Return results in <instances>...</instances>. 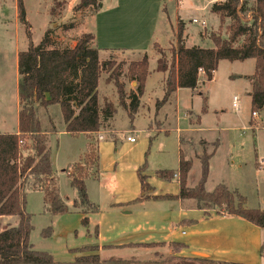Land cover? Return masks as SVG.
<instances>
[{
    "label": "rangeland",
    "instance_id": "rangeland-1",
    "mask_svg": "<svg viewBox=\"0 0 264 264\" xmlns=\"http://www.w3.org/2000/svg\"><path fill=\"white\" fill-rule=\"evenodd\" d=\"M22 1L32 43L37 45L44 33L51 29V38L56 48H73L82 34L92 33L96 47L101 48L99 60L111 61V67L115 70L114 76L109 77V74L102 73L97 93L100 108H103L105 104L112 107V118L107 122L103 121L99 130L104 140L99 142V132L94 134L92 139L97 149L98 170L101 178L111 176L112 161L118 162V169L138 160L146 161L144 175L154 189L153 194L156 196L177 194V182L162 181L158 178L157 171L159 169L172 171L177 168L176 128L194 129L195 132L192 134L185 133V138L190 137L189 140L192 141L204 138L221 144L215 160L210 164L206 190L211 192L218 182L229 181L231 186L229 190L234 192L237 190L236 193L244 198L246 208H263L264 130L256 131V133L251 130L244 133L225 132V128L240 129L243 126L250 127V124L255 128L264 129V126L251 117L248 77L254 73L252 59L243 62L220 61L211 81L204 79L203 74L199 75L200 84L196 90L181 89L173 93L163 105L156 107V103L164 97L165 76L156 72L160 56L155 55L153 44H158L166 50L172 42L173 44L176 42L177 27L183 24V36L187 38L185 39L186 47L195 45L201 48H213L211 41L213 36L226 38L228 35L230 20L226 19L220 23L218 17L210 12L215 2L220 3L223 0H102L101 9L97 13L99 20L97 16L94 17L93 8L74 11V7L81 0H63L65 4L63 10L60 13L56 11L55 16L49 14L52 0ZM254 7L255 0H239V18L243 23H251ZM17 15V0H0V73L8 69L10 78L14 70L16 53L25 51L28 46L27 26L20 24ZM121 20L126 21L125 25L129 32L135 36L133 39L127 40L119 34L117 26ZM193 20H197L198 23H193ZM201 22H204V26H201ZM111 24L117 25L116 34L113 32L114 28L109 27ZM70 25L72 28H69ZM104 48H119L127 55L119 52L105 54ZM144 54L148 58V76L139 108L131 123L128 112L120 105L115 81L122 85L126 97L125 103L128 105L127 96L135 93L137 88L136 82L128 73L129 65L139 63ZM163 56L169 60L171 55L166 50ZM234 98L237 99L239 111L233 107ZM36 113L42 122L41 125L45 127V130L43 127L42 130L48 133V148L52 152L59 195L67 202L76 194L70 187L65 169L82 160L88 140L83 135L70 136L63 133L64 123L58 105L48 108L36 107ZM187 115L194 119L199 117V122L190 123L186 118ZM193 118L190 119L192 122ZM250 119L252 121L248 124ZM260 119H264V110L260 112ZM51 128L56 129L57 133L51 136L49 141V136L52 134ZM159 128L168 131L169 135L162 133L155 139ZM238 134L244 135L243 140L236 138ZM128 136H133L135 142H128L126 139ZM233 144L236 145L235 150L232 151ZM251 144L255 154H258L257 157L249 154ZM22 146L24 153H28L30 142L26 141ZM184 146V144L181 145V148L186 158L195 152L201 153L200 147L197 146L194 149V144L190 147ZM231 152L234 154L232 159H236L235 166L226 163L230 161L226 155ZM262 160V167L255 168V164ZM238 165L241 168L237 167ZM121 174H123V180L130 183V173L127 170L119 172L117 175L119 179ZM200 174V164L196 162L190 172L187 186L194 187V182ZM85 183L89 187L93 185L90 179H87ZM151 193L152 191L148 194ZM177 204L176 202L148 201L145 208L153 212L166 207L176 210ZM71 206L70 204L69 207ZM26 211L31 215L33 229L29 242L33 249L48 253L55 263H73L76 259L73 250L82 248L86 244L84 238L86 229L82 226L80 214L77 212L56 216L46 214L43 209L42 194L33 191L26 193ZM12 226L9 222L0 220V232ZM46 229L51 230L49 238L42 236V232ZM144 248L148 251L124 255L120 260L141 264H175L177 262L174 261L176 259L171 258L169 248L163 249L158 245H149ZM86 250L89 253L92 252L90 248Z\"/></svg>",
    "mask_w": 264,
    "mask_h": 264
},
{
    "label": "trees",
    "instance_id": "trees-1",
    "mask_svg": "<svg viewBox=\"0 0 264 264\" xmlns=\"http://www.w3.org/2000/svg\"><path fill=\"white\" fill-rule=\"evenodd\" d=\"M102 0H81L74 11L93 8L95 14L101 9ZM63 0H52L49 14L63 10ZM18 20L27 26L28 46L17 56L19 74L18 98L20 104L18 130L19 134L0 133V217H16L15 226L0 232V264H58L53 257L45 252L33 249L29 242L31 215L26 211V193L40 192L43 196L44 213L51 216L77 212L83 216L82 226L88 225V216L99 212V207L90 202L85 181L98 180V155L93 145V135L98 133L102 122L112 118V107L98 104V83L102 73L114 76L115 70L111 61L99 60V49L95 46L92 33L82 34L73 48L58 49L51 38L52 30L44 33L41 41L35 45L30 39L28 23L22 0H17ZM210 12L223 23L230 20L226 38L213 36V48L198 46L186 47L184 25L180 24L176 31V42L166 49L170 59L163 56L165 48L153 44L157 61L156 72L162 73L164 79V97L156 103L163 105L177 89L196 90L200 84L199 70L207 81L212 80L220 61L254 60V73L250 80V104L252 112L264 110V0H255L251 23H243L239 18V0H223L215 2ZM72 28V25L69 26ZM175 41V40H174ZM128 73L137 84L135 93L127 96L129 104L125 103L122 85L117 86L120 105L128 112L130 122H133L144 94L145 82L148 76V58L144 54L139 63L129 65ZM58 105L65 125L66 133L74 136L86 135L88 140L86 152L78 163L65 169L71 189L76 197L69 207L59 195L57 179L52 166L51 153L48 148V136L42 130L37 117L36 107L48 108ZM30 142L28 153H24L19 142ZM210 156L204 154L201 158V178L194 187L187 186V179L192 167L182 152L180 153L177 172L171 170L157 171L162 181L178 180L177 196H153L148 193L152 187L144 172L146 161L137 170V177L144 197L141 200H180L193 201L195 208L208 212L216 210L219 216L237 217L264 231V209H248L245 200L236 192L230 191L224 184H218L211 192L205 188L208 161ZM237 198V199H236ZM137 200L135 202L141 201ZM97 231L95 232V234ZM44 238L51 236V230L42 232ZM146 245L145 247H148ZM173 251H179L182 245L171 244ZM76 252H82L76 251ZM264 254V243L261 246ZM175 264H216L212 261L197 259H176ZM120 260L101 261L98 256L78 257L71 264H125ZM173 264V263H162ZM221 264V263H219Z\"/></svg>",
    "mask_w": 264,
    "mask_h": 264
},
{
    "label": "crops",
    "instance_id": "crops-1",
    "mask_svg": "<svg viewBox=\"0 0 264 264\" xmlns=\"http://www.w3.org/2000/svg\"><path fill=\"white\" fill-rule=\"evenodd\" d=\"M96 16L97 13L94 17ZM97 20H99V16H97ZM113 23L115 22L113 21ZM125 23V20H121L118 26L111 24L109 27L111 29L114 28L113 32L116 34L117 30L115 28L117 26L119 34L127 40H131L135 36L129 32ZM185 39L187 40L186 37ZM98 49L100 50L101 48ZM103 50L105 54H109L110 52H119L122 55H127L119 48H104ZM20 52L21 51L17 52L14 58V70L11 78L8 77V69H4V72L0 73L1 134H19L18 121L20 104L18 98L19 74L17 70V56ZM180 90L181 89H177L176 92H179ZM203 112H205V108H203ZM186 118L189 119L190 123L199 122V117L194 119L192 116L187 115ZM191 118L194 119L193 122L190 120ZM251 121L252 119L248 121V124H250ZM42 127L43 130H45V127ZM151 127L152 126H150V128ZM247 130H251L256 133V131L264 129L255 128L251 124L250 127L243 126L240 129L236 127L225 128V132L231 133H237V131H239V133H244ZM51 131L52 134L49 136V141L50 137L57 133V130L54 128H51ZM157 132L158 134L155 135V139H157L162 133L166 136L169 135L168 131L162 130L161 128H159ZM194 132V129L182 130L180 128H176L178 139V159L177 168L172 171L177 172L178 170L181 152L185 157L181 145L184 144V147H186V145L190 147L191 144H194V149H196L197 146L200 147L201 153L200 151L199 153L195 152L194 154H191L192 157L190 156L189 158H185L190 160L192 163L191 172L196 162L200 164L201 168V158L204 154L210 156L208 161L209 168L207 170V178L205 182L206 185L210 176V164L213 160H215L221 144L204 138H200L197 141L189 140L190 137L185 138V133L192 134ZM63 133L70 135L66 133L65 125ZM78 135L86 137L84 134ZM98 136L102 137V140H99V142H102L104 140L102 132H99ZM243 136V134H238L236 138L243 140ZM240 143L242 144V142ZM235 145L236 144H233L231 149L232 151L235 150ZM101 149L102 147L100 150ZM50 153L53 166L51 150ZM249 154H254L256 157L258 156L257 153L255 154L252 144L249 146ZM233 155V152L226 155V157L230 159V161H226V163L231 166L236 165V159H232ZM144 162L145 161L142 162L138 160L137 162L135 161L130 164H125L126 166L118 169V162L116 160L112 161L110 165L112 164L113 168H110L112 169L110 177L101 178L99 176L96 181L90 179L93 184L92 186L89 187L86 184L88 198L91 203L99 207V212L88 216V225L84 227V229H86V234L84 235L86 244L82 248H76L73 250V252H75V258L96 255L101 261L112 259L120 260L122 259L121 256L124 255H132L134 253L148 251L147 248H144L146 245H158L163 249L169 248L168 252L173 259L206 260L212 261L216 264H264V254L261 253V246L264 243V231L246 222L245 220L237 217L219 216L214 211L203 212L202 210L195 208L193 201H156L153 199L141 200L144 197V193H142L140 188L137 170ZM262 163L263 160L257 162V164H255V168L260 169L262 167ZM237 167L241 168L240 165ZM124 170H127L131 175L130 183H126L123 180V174L120 175V179L117 177L119 172H123ZM160 170L164 169H159V171ZM200 178L201 174L195 180L194 186L198 183ZM172 181H176L178 184L177 178ZM218 184H224L228 189L231 187L229 186V181L218 182L216 186ZM153 190L154 189L152 188V193L148 194L150 197L156 196L153 194ZM165 195L170 196L169 194L159 196ZM177 195L178 193L171 196ZM75 196L76 195H74L72 200H67L66 204L68 206H70V204L72 205ZM137 200L141 201L135 202ZM148 201L176 202L178 203V208L175 210L174 208L166 207V209L162 208L159 211H148V209L145 208ZM186 203L189 204L187 205ZM262 209H264V206ZM79 216L83 218L81 214ZM0 220L9 222L13 226L17 224L16 217H0ZM96 231L97 233L95 234ZM171 244L182 245V248L179 251L174 252L173 249L170 248ZM89 248L92 249L91 253L86 250ZM81 250L82 252H76Z\"/></svg>",
    "mask_w": 264,
    "mask_h": 264
},
{
    "label": "built area",
    "instance_id": "built-area-1",
    "mask_svg": "<svg viewBox=\"0 0 264 264\" xmlns=\"http://www.w3.org/2000/svg\"><path fill=\"white\" fill-rule=\"evenodd\" d=\"M192 22L193 23H198L197 20H193ZM201 26H204V22H201ZM202 74H203V71L199 70V75H202ZM233 107L235 108L236 111H239L238 106H237V99L236 98L233 99ZM251 117H252L253 120L254 119L257 120L262 126H264V119H260V113L252 112L251 113ZM98 139L102 140V137L98 136ZM126 139L130 143H134L135 142V138L133 136H128ZM19 145L22 146L23 142H19Z\"/></svg>",
    "mask_w": 264,
    "mask_h": 264
},
{
    "label": "water",
    "instance_id": "water-1",
    "mask_svg": "<svg viewBox=\"0 0 264 264\" xmlns=\"http://www.w3.org/2000/svg\"><path fill=\"white\" fill-rule=\"evenodd\" d=\"M128 264H141V263H128Z\"/></svg>",
    "mask_w": 264,
    "mask_h": 264
},
{
    "label": "flooded vegetation",
    "instance_id": "flooded-vegetation-1",
    "mask_svg": "<svg viewBox=\"0 0 264 264\" xmlns=\"http://www.w3.org/2000/svg\"><path fill=\"white\" fill-rule=\"evenodd\" d=\"M125 264H128V263H125Z\"/></svg>",
    "mask_w": 264,
    "mask_h": 264
}]
</instances>
